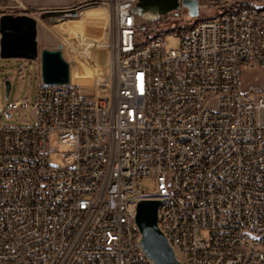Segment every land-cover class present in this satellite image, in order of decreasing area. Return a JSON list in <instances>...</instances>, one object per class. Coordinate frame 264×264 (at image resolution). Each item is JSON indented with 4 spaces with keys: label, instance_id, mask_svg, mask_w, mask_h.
<instances>
[{
    "label": "built area",
    "instance_id": "1",
    "mask_svg": "<svg viewBox=\"0 0 264 264\" xmlns=\"http://www.w3.org/2000/svg\"><path fill=\"white\" fill-rule=\"evenodd\" d=\"M103 1L102 47L67 11L41 13L93 85L42 83L34 124L0 121V264H153L135 224L144 199L161 201L182 264H264V90H242L245 68L264 71V1L199 15L179 48L141 36L139 0Z\"/></svg>",
    "mask_w": 264,
    "mask_h": 264
},
{
    "label": "rangeland",
    "instance_id": "2",
    "mask_svg": "<svg viewBox=\"0 0 264 264\" xmlns=\"http://www.w3.org/2000/svg\"><path fill=\"white\" fill-rule=\"evenodd\" d=\"M202 7L200 18L213 16L224 9L232 6L236 0H199ZM243 2L259 3L264 0H240ZM103 0H0V17L3 15L20 16L26 15L38 21V46L39 58L27 62L22 59H2L0 57V121L3 127H25L36 122V100L39 85L42 82L41 73V53L44 50L55 51L63 45L58 34L51 27V19L42 20V11L64 10L59 19L71 17L79 20L82 24L84 37L94 45L104 46L107 40V26L110 20L109 7ZM23 6V7H22ZM76 13L74 15L73 13ZM196 19L189 16L187 9L169 13L165 16L151 18L137 17L138 27L142 37L153 38L158 35H165L169 41V46L179 48L180 37L175 34L180 28L190 26ZM67 22L66 25H70ZM64 58L71 64L72 81L80 84L83 89L81 93L89 94L93 85L91 69L89 66L66 46ZM100 63H105L108 53L98 50L91 54ZM101 67V66H100ZM103 69V67H101ZM41 80V82H40ZM10 82L11 89L6 93V82ZM66 90L75 89L69 85L64 86ZM243 92L254 94L264 90V71L260 68L248 69L243 72ZM20 101V110L11 112L12 103ZM12 116L8 118L7 113ZM51 147L56 149L51 153L50 160L57 166H61V154L66 151L65 146H58L56 136L52 137ZM140 184L146 193H155L156 184L152 178L141 179Z\"/></svg>",
    "mask_w": 264,
    "mask_h": 264
},
{
    "label": "water",
    "instance_id": "3",
    "mask_svg": "<svg viewBox=\"0 0 264 264\" xmlns=\"http://www.w3.org/2000/svg\"><path fill=\"white\" fill-rule=\"evenodd\" d=\"M187 9L189 16L197 19L200 15L199 0H139L134 12L139 17L151 14L165 16L180 9ZM76 15V13H73ZM57 15L47 13L43 18ZM38 22L35 18L20 15L0 17V57L34 61L39 58ZM42 82L46 85H68L71 81V66L64 58L62 46L55 51L41 53ZM11 89L6 82V93ZM8 118L11 117L7 113ZM160 200H140L136 207L135 224L140 232V245L153 264H182L159 226Z\"/></svg>",
    "mask_w": 264,
    "mask_h": 264
},
{
    "label": "trees",
    "instance_id": "4",
    "mask_svg": "<svg viewBox=\"0 0 264 264\" xmlns=\"http://www.w3.org/2000/svg\"><path fill=\"white\" fill-rule=\"evenodd\" d=\"M248 5H249L248 2H243V1H240V0H236V2L232 4V6H230V7L227 8V9H224L223 11H229V12H231V11H238V10H240V9H242V8H244V7H246V6H248ZM195 21H196V20H195ZM188 27H189V26H188ZM188 27L180 28L179 31L185 30V29H187ZM159 36H160V35L155 36V37H153V38H156V37H159ZM161 36H164V35H161ZM148 39H151V38H148Z\"/></svg>",
    "mask_w": 264,
    "mask_h": 264
},
{
    "label": "bare ground",
    "instance_id": "5",
    "mask_svg": "<svg viewBox=\"0 0 264 264\" xmlns=\"http://www.w3.org/2000/svg\"><path fill=\"white\" fill-rule=\"evenodd\" d=\"M130 15H132V17H138L136 14H135V12H134V8H130ZM145 18H151V19H153V18H155V16H153V15H151V14H147V15H145L144 16V19ZM66 24V23H65ZM105 45H106V43H105ZM104 45V46H105ZM20 107H21V105H20Z\"/></svg>",
    "mask_w": 264,
    "mask_h": 264
},
{
    "label": "crops",
    "instance_id": "6",
    "mask_svg": "<svg viewBox=\"0 0 264 264\" xmlns=\"http://www.w3.org/2000/svg\"><path fill=\"white\" fill-rule=\"evenodd\" d=\"M26 61H27V60H26ZM27 62H29V61H27ZM40 82H41V80H40ZM42 83H43V82L40 83L39 87L41 86ZM14 102H19V103H20V101H17V100H15ZM20 105H21V103H20Z\"/></svg>",
    "mask_w": 264,
    "mask_h": 264
}]
</instances>
